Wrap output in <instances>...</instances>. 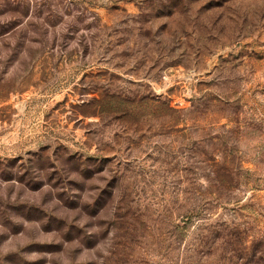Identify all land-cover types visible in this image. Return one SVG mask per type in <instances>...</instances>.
I'll use <instances>...</instances> for the list:
<instances>
[{
    "label": "rangeland",
    "instance_id": "obj_1",
    "mask_svg": "<svg viewBox=\"0 0 264 264\" xmlns=\"http://www.w3.org/2000/svg\"><path fill=\"white\" fill-rule=\"evenodd\" d=\"M241 262L264 0H0V264Z\"/></svg>",
    "mask_w": 264,
    "mask_h": 264
},
{
    "label": "trees",
    "instance_id": "obj_2",
    "mask_svg": "<svg viewBox=\"0 0 264 264\" xmlns=\"http://www.w3.org/2000/svg\"><path fill=\"white\" fill-rule=\"evenodd\" d=\"M235 262H236V261H235ZM230 263H232V262L230 261ZM233 264H244V263L241 262V263H233Z\"/></svg>",
    "mask_w": 264,
    "mask_h": 264
}]
</instances>
